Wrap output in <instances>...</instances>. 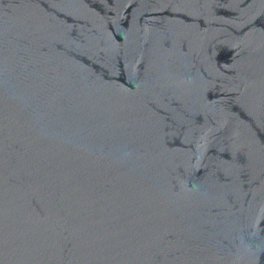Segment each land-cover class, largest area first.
Returning <instances> with one entry per match:
<instances>
[{
	"label": "water",
	"instance_id": "95a60500",
	"mask_svg": "<svg viewBox=\"0 0 264 264\" xmlns=\"http://www.w3.org/2000/svg\"><path fill=\"white\" fill-rule=\"evenodd\" d=\"M0 264H264V0H0Z\"/></svg>",
	"mask_w": 264,
	"mask_h": 264
}]
</instances>
